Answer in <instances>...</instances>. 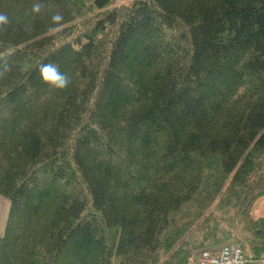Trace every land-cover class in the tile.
<instances>
[{
    "label": "trees",
    "instance_id": "trees-1",
    "mask_svg": "<svg viewBox=\"0 0 264 264\" xmlns=\"http://www.w3.org/2000/svg\"><path fill=\"white\" fill-rule=\"evenodd\" d=\"M112 2L0 0V264L258 256L264 0Z\"/></svg>",
    "mask_w": 264,
    "mask_h": 264
},
{
    "label": "built area",
    "instance_id": "built-area-1",
    "mask_svg": "<svg viewBox=\"0 0 264 264\" xmlns=\"http://www.w3.org/2000/svg\"><path fill=\"white\" fill-rule=\"evenodd\" d=\"M263 206L261 203L259 208H263L264 214ZM253 212L254 208L251 210L252 216ZM249 262L264 264V251L258 256L253 253H245L238 244L228 241L195 251L190 264H248Z\"/></svg>",
    "mask_w": 264,
    "mask_h": 264
},
{
    "label": "clouds",
    "instance_id": "clouds-1",
    "mask_svg": "<svg viewBox=\"0 0 264 264\" xmlns=\"http://www.w3.org/2000/svg\"><path fill=\"white\" fill-rule=\"evenodd\" d=\"M52 19L58 21L60 17L53 16ZM0 21L6 22V17L0 15ZM40 71L42 78L58 89L65 88L69 83L68 77L63 72L59 71L54 64H44L41 66Z\"/></svg>",
    "mask_w": 264,
    "mask_h": 264
},
{
    "label": "rangeland",
    "instance_id": "rangeland-1",
    "mask_svg": "<svg viewBox=\"0 0 264 264\" xmlns=\"http://www.w3.org/2000/svg\"><path fill=\"white\" fill-rule=\"evenodd\" d=\"M124 1L125 0H113V2L110 4V6L108 8L112 9L115 5H119L120 3L124 2ZM261 203H262V205H264V196L259 197L253 203V205L251 207V210H253V208H257L258 205H260ZM8 205H9L8 201L3 196L0 195V231L2 229V226L4 225V222H5L6 217H7ZM254 205H255V207H254ZM262 209L263 208H260L259 210H257V212H255V213L253 212V216L251 215V212H250V215H251L253 220H257L259 218H263L264 217ZM242 249L245 251V253H252V252H250L252 250L247 249V247H245V248L242 247Z\"/></svg>",
    "mask_w": 264,
    "mask_h": 264
},
{
    "label": "bare ground",
    "instance_id": "bare-ground-1",
    "mask_svg": "<svg viewBox=\"0 0 264 264\" xmlns=\"http://www.w3.org/2000/svg\"><path fill=\"white\" fill-rule=\"evenodd\" d=\"M260 203V202H259ZM260 208H259V205H258V207L257 208H254V213L255 212H257V210H259Z\"/></svg>",
    "mask_w": 264,
    "mask_h": 264
},
{
    "label": "crops",
    "instance_id": "crops-1",
    "mask_svg": "<svg viewBox=\"0 0 264 264\" xmlns=\"http://www.w3.org/2000/svg\"><path fill=\"white\" fill-rule=\"evenodd\" d=\"M264 207V206H263ZM251 215H252V213H251Z\"/></svg>",
    "mask_w": 264,
    "mask_h": 264
}]
</instances>
